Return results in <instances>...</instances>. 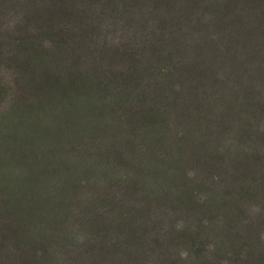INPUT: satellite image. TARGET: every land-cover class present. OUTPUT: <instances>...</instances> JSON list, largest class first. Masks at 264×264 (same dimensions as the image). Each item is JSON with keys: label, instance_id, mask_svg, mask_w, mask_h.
Instances as JSON below:
<instances>
[{"label": "trees", "instance_id": "trees-1", "mask_svg": "<svg viewBox=\"0 0 264 264\" xmlns=\"http://www.w3.org/2000/svg\"><path fill=\"white\" fill-rule=\"evenodd\" d=\"M78 1L0 0V264H264V0Z\"/></svg>", "mask_w": 264, "mask_h": 264}, {"label": "rangeland", "instance_id": "rangeland-1", "mask_svg": "<svg viewBox=\"0 0 264 264\" xmlns=\"http://www.w3.org/2000/svg\"><path fill=\"white\" fill-rule=\"evenodd\" d=\"M69 1V0H68ZM59 4V3H58ZM84 4L82 2V0L78 1V2H71L68 6L75 12V10L78 12L79 17H85L86 14L84 12ZM60 5V4H59ZM89 7H91L89 5ZM58 9V7H56ZM94 10H97V7H93ZM175 17H177V14L174 15ZM54 17H58V16H54ZM12 17H8L7 20H10Z\"/></svg>", "mask_w": 264, "mask_h": 264}]
</instances>
